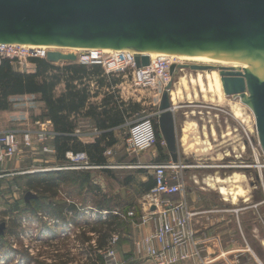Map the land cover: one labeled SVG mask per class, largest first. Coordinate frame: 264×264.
<instances>
[{"label": "water", "instance_id": "1", "mask_svg": "<svg viewBox=\"0 0 264 264\" xmlns=\"http://www.w3.org/2000/svg\"><path fill=\"white\" fill-rule=\"evenodd\" d=\"M0 44L129 51L135 67L142 52L196 60L244 61L243 72L220 68L224 94L249 97L264 153V0H0ZM46 61L74 63L76 55L48 52ZM185 69L206 70L190 65ZM177 71L170 67L171 75ZM170 81L158 105L159 134L178 162ZM36 196L24 195L29 203ZM5 224H0V236Z\"/></svg>", "mask_w": 264, "mask_h": 264}, {"label": "rangeland", "instance_id": "2", "mask_svg": "<svg viewBox=\"0 0 264 264\" xmlns=\"http://www.w3.org/2000/svg\"><path fill=\"white\" fill-rule=\"evenodd\" d=\"M57 51L69 54L66 51L64 52L59 49ZM65 64L66 62H59L54 65L60 66ZM14 67L20 71H34L33 67L29 69L24 67L21 68V66L16 65H14ZM101 68L103 69V67ZM184 74L186 76L188 75V77L195 76L194 71L190 69H183V71L179 69V71L177 70L174 75H171V88L175 87L174 85L177 83L179 77ZM162 91L159 90V87L155 89L147 88L143 90V98H140V104L142 105L141 107L143 112L140 114L138 120L158 110ZM248 97L249 94L246 93V97L244 98L240 96H229L227 98L233 103H238L239 101L241 102V100L246 101ZM198 100L199 101L192 104H188L185 101L183 103H179L176 110L173 108L176 123L177 153L179 156L178 161L186 167V170L181 172L186 182V197L191 209H193V207L200 209L196 210L200 214L195 218L193 226L194 230L196 231V225L198 223L197 218L201 216L203 217L205 225L216 226L218 224V226H223L224 230L222 232H224L225 235L223 242L225 244L229 243L233 247L234 259L236 263L238 262L239 264H243V259L245 264H264V247H262L264 246V153L258 142L253 113L248 106L246 108V106L241 103L246 120V122L242 124L231 116V113L228 112L230 111L228 106L219 105L217 103H214V105L205 103L201 96L198 97ZM142 102L144 103L142 104ZM13 105L14 102H11L10 107L15 108ZM21 107H24V105H21ZM188 121L197 122L199 128L201 129L197 130L196 135L191 136L189 141L190 144H194L197 137L204 141L203 137H201L203 131L209 132L211 128H214L217 136L215 140H211V149H209V146L207 145L204 146L202 142V144L199 143L198 146L194 144L197 149H199V151L196 150V154L190 153L182 146L180 141L181 129ZM154 123L157 125L159 133L158 118L155 119ZM162 142L163 140L161 138L159 140V144L163 148V151L167 153L165 143L163 144ZM122 147L123 146H120L118 155H122V153H119L121 152ZM157 148L158 139L156 137V142L151 147V149L156 150L155 154H157ZM151 149L144 151L138 156L140 157L147 154ZM41 152L42 151L40 150L39 153L41 154ZM44 155L48 156L49 154L43 153V155L39 156L43 159L44 157L47 158V156ZM124 157L127 160V157ZM112 158L115 161L114 154H112ZM146 159L149 161V156L146 157ZM168 161H171V159ZM151 163L158 164L156 162L149 161L147 163H143V165L141 163L136 164L132 168L125 164H117L115 165V168L121 167V169L115 170V172L120 178L121 176L118 172H121L123 177L129 174L130 171L134 174H137L135 171L152 173L151 170L141 167ZM97 169L98 167H96V169H91L90 171L97 172L99 171ZM45 170L47 172L51 171L49 166H47ZM35 171L36 170L34 169L28 172H30L29 174H33ZM234 172H241L245 175L246 180L242 183V186L248 189V200L239 199L235 202L236 205L231 202L225 203L224 201H221L222 197L219 195L217 190H215L217 187L216 185H214V188H211L213 190L206 185L208 182H213L212 184H214L215 178H225L231 176ZM95 178L96 177L93 179ZM127 184L126 187L121 190L122 194L120 196L129 200H136V203H138L137 200L140 197H138L139 194L136 188L137 186L130 183L129 185ZM115 189H118V186L114 184L108 185L106 189L107 197L105 200L98 198V200L103 202L106 210L114 211L115 207L119 208L121 205L113 200V193L115 192ZM87 199L91 198L88 197ZM197 199L204 200L203 204L201 205ZM93 202L96 203L97 200H94ZM94 203H92L91 206L95 209L96 207ZM81 204L83 205L84 203L82 202ZM140 204L142 206V199ZM19 205L22 204L19 203ZM18 207L19 209H16ZM201 207H203V209ZM14 208V210L8 208V203L6 201L3 203L0 202V224H5L4 235L0 237V264H113L109 259H103L104 257L102 258V256L97 253V249L95 248L96 236L93 235L91 229L93 227L98 228V226H100L104 221H111L114 224L113 227L117 231L119 230L120 223L122 222H119L117 219L112 221L111 217H117L119 219L118 216L110 214L107 216L106 220H101L94 211H90L91 216L86 215L87 220H82V218H79V220L72 219V225H67L68 223H66L65 225L63 224L61 227L57 228L54 227L56 226V224H54L56 222H53L50 218L41 214L34 215L36 208L33 204L29 208L18 205ZM3 210L6 213L8 210H11L12 212L9 213L11 216L8 215L6 218L3 217L2 215L5 213L1 212ZM93 212L95 213V216L92 215ZM218 215L224 217V220L221 221V223H218L214 218L218 217ZM126 218L131 224L134 223L135 226L137 225V222H140V216H138L137 213H135V217H133V219H129L127 216ZM87 238H93L94 242H85V239ZM120 238L121 236L118 238L114 247L118 263H131L133 262L132 257L127 260H121L118 258L116 249L119 245ZM136 241L133 243L135 253L133 256L136 259H141V256L137 254L135 248ZM195 241L197 243L196 234ZM90 247H93L94 249L92 257L89 256ZM197 248L200 251L201 259L195 258L180 264H194L195 260L204 259L203 254L206 252L205 248L200 247L199 244H197ZM201 248L204 249V251L201 250Z\"/></svg>", "mask_w": 264, "mask_h": 264}, {"label": "crops", "instance_id": "3", "mask_svg": "<svg viewBox=\"0 0 264 264\" xmlns=\"http://www.w3.org/2000/svg\"><path fill=\"white\" fill-rule=\"evenodd\" d=\"M103 73L104 77L97 75L83 80L82 86L86 88L91 96L83 101V106L77 111L67 113V119L72 123L73 128L71 132L66 134L76 141L74 144L70 142L69 147L85 152H87L88 146L94 144L100 138L106 139L101 143L100 147L103 148L107 143V138L114 139V145L104 149L103 156L105 163L102 166H96L99 171L91 172L89 170L90 177L85 179L83 176H78V171L63 170L61 168L66 164L59 161L54 154L44 155L47 158H41L39 155H43V153L41 152L40 154L39 151L42 145L36 143L32 149L23 148L17 157L0 164V202L3 203L6 201L8 208L11 210H14L16 205L28 208V205L34 199L26 203L24 201V195L27 192L35 195L36 199L42 195L41 190L38 188L39 179L33 178V176L47 173V171H39V169H46L49 166L50 172H63L61 180L57 181V186L51 195L48 196L45 194L52 206H73V212H69V208L64 207V213H66L65 220L54 217L50 218L53 222H56L54 223L56 224L54 227L59 228L66 223H68L67 225H72V219L79 220V218H82V220H87L86 215L91 216L90 211H96L99 214L101 211H108L106 209H99L96 203L100 202L98 198L105 200L107 197V186L114 184L118 186V189H115L113 193V200L121 205L119 208L115 207L114 211L110 210V212L117 213L118 215L116 216L119 219L117 217L115 219L122 222L120 223L119 230L116 231L118 236H121L116 249L118 258L127 260L132 257L133 262L128 264H148L144 260L136 259L133 256L135 255L133 243L145 234L150 233L152 227L135 226L126 218V214L131 209H134L138 216L142 215L143 205L141 206L140 203L148 191L140 189V186L146 183L152 175L145 171H135L137 174L130 171L129 174L123 177L121 175L122 173L118 172L120 173V178L117 176L115 170H119L121 167L115 168V165L125 164L132 168L136 164L141 163L143 165V163L149 161L156 163L163 162L160 160L158 149L157 154H155L156 150L150 148L151 150L147 154L139 157V154L129 152L125 145V138L127 137L130 125L137 121L143 112L142 105L140 104V98H143V90H139L133 86L129 73ZM76 84L78 83L76 82ZM10 101L14 102L13 106L15 108L10 107V110L0 112V131L12 130L23 134L25 131L35 133L43 130L49 137L45 144L54 150L52 143L54 132L51 123L48 120L40 118L44 110V105L39 101V97L36 95L16 96L12 97ZM138 103L140 107L133 108L134 104ZM21 105H24V107H21ZM120 146H123L121 152H119L122 155H118ZM112 154L115 155V161L112 158ZM163 154L169 157L168 152L163 151ZM145 155L146 157L149 156V161ZM124 156L127 157V160ZM34 169L36 170L35 173L29 174L30 172L28 171ZM94 177L96 178L93 179ZM127 177H129L128 184L126 183ZM129 183L137 186L138 197H140L137 200L138 203H136V200H129L120 196L122 194L121 190L126 187V184L129 185ZM29 184L35 187L37 186V188L35 190L30 189L28 188ZM92 187L94 191L91 189ZM88 197L91 199H87ZM92 199L97 200V202L94 203ZM180 199L181 196L173 197V200L178 201ZM185 199L187 200L186 193ZM198 201L202 205L204 200L199 199ZM82 202L84 203L83 205L81 204ZM19 203L22 205H19ZM92 203H94L96 210L91 206ZM201 208L203 209V207ZM16 209H19V207ZM193 209L200 210L196 207H193ZM11 210H8L7 213L4 210L1 211L5 212L2 216L5 218L8 217L9 213L12 212ZM40 214L37 213V215ZM97 216L101 218L100 215ZM214 218L218 223L224 220V217L221 215ZM197 222V244L200 247H204L206 252L203 254L204 259L195 260L194 264H239L235 262L233 247L229 243L225 244L223 242L225 235L222 231L224 227L218 226V224L216 226L205 225L202 216L197 218ZM242 263L245 264L243 259Z\"/></svg>", "mask_w": 264, "mask_h": 264}, {"label": "built area", "instance_id": "4", "mask_svg": "<svg viewBox=\"0 0 264 264\" xmlns=\"http://www.w3.org/2000/svg\"><path fill=\"white\" fill-rule=\"evenodd\" d=\"M48 51L43 48L29 49L22 45L0 44V58L11 60L13 65L24 68H34L30 61L33 59L46 60ZM134 53L129 51H109L97 48L77 52L75 64L84 66L98 65L103 67L106 74L129 73L133 86L139 90L158 88L164 90L170 82L171 63L166 59L151 60L146 67H135ZM163 92V91H162ZM159 110L141 118L129 127L125 145L129 152L141 154L150 149L156 142L155 119ZM44 125V124H43ZM47 134L42 130L35 133L25 131H0V164L6 160L17 157L23 148L32 149L37 143L42 145V153L54 154V150L47 146ZM164 144V141L162 142ZM68 163L63 170H91L95 166L89 164L85 152L66 153ZM151 170L154 186L143 196V213L137 225L151 226L150 233L140 238L135 243L137 254L148 264H180L195 258L201 259L200 251L195 241L194 221L200 214L191 209L185 199L186 182L182 171L186 167L180 162L171 161L158 164L141 166ZM39 171H46L45 169ZM181 196L180 200L173 197ZM101 220H106L115 212L101 211ZM92 215L95 216V213ZM129 219L135 217V210L128 211ZM134 224V223H133ZM118 234H112L107 245L103 249L96 250L103 259H109L113 264H119L114 247L118 241ZM204 251V249L201 248Z\"/></svg>", "mask_w": 264, "mask_h": 264}, {"label": "trees", "instance_id": "5", "mask_svg": "<svg viewBox=\"0 0 264 264\" xmlns=\"http://www.w3.org/2000/svg\"><path fill=\"white\" fill-rule=\"evenodd\" d=\"M34 64V71H20L14 67L11 60L0 58V112L10 110L12 97L24 95H36L39 101L43 103L44 110L40 118L48 120L54 132L53 146L55 157L65 164L68 163L66 153L85 152L69 147L70 142H76L74 138L66 134L71 132L72 123L67 119V113L77 111L83 106V101L90 97V93L83 87V80L92 76H103L104 71L101 66H84L74 63H66L65 65H54L43 59H33L30 61ZM76 82L78 84H76ZM78 85L80 86L78 88ZM130 104V103H129ZM131 105V104H130ZM134 107H140L139 103L134 104ZM118 124V123H117ZM156 137L158 139V152L160 153L161 162L168 161L169 157L163 154V148L159 144L160 134L155 125ZM103 138L98 139L94 144L87 147L89 164L91 166H102L105 163L103 156L106 147L114 145V139L107 138L105 147H100L104 142ZM89 170L78 171V176H83L85 179L90 177ZM63 172H47L33 176L39 179L38 188L41 190L40 197L32 200L28 208L33 204L37 213H41L45 217L58 218L65 220L64 207H68L69 212H73V206H52L48 197L56 188L57 181L61 180ZM127 182L129 177L126 178ZM88 182V181H86ZM154 186L153 177L140 186V189L149 191ZM28 188L36 189L37 186L28 185ZM93 191V187L91 188ZM50 198V197H49ZM99 209H105L103 202L96 203ZM110 211V210H108ZM68 212V211H67ZM36 217V216H35ZM112 221L115 220L111 217ZM111 221H104L100 226L93 227L91 232L95 238V248L103 249L112 234L117 233ZM1 237V236H0ZM93 241V238L85 239V242ZM93 247H90L89 256H93Z\"/></svg>", "mask_w": 264, "mask_h": 264}, {"label": "bare ground", "instance_id": "6", "mask_svg": "<svg viewBox=\"0 0 264 264\" xmlns=\"http://www.w3.org/2000/svg\"><path fill=\"white\" fill-rule=\"evenodd\" d=\"M22 46H25L26 48H29V49L43 48L46 51H50V52L57 51L59 49L61 51H64V52L66 51L67 53H72L75 55H77L76 51L87 50V48H72V47H58V46H44V45L38 46V45L23 44ZM111 51H115V50H111ZM141 55L150 57L151 60L166 59L171 63V66H175V68L178 71L179 69L183 71V69H185L184 68L185 66H190V65L209 67V69H206L203 71L202 70L194 71L195 76L188 77V75L186 76L184 74L181 77H179L178 81L176 80L177 83H175L174 85L175 87L169 90V98H170V102L174 110H176L179 103H183L186 101L188 104H192L194 102L199 101L198 97L201 96V98L203 99L205 103H209L212 105H214V103H217L219 105L228 106L230 110L228 112L231 113V116L236 121L241 122L242 124L246 122L243 109H242L243 107L242 104L245 105L246 108H247V105L243 102L244 100L243 101L241 100V102L239 101L238 103H233L231 102V100H228L227 96L224 94L221 77L219 74L220 68H233L235 70H239L240 72H243V67L245 63L244 61L196 60V59H191V58H186V57H170L168 54H153L150 52H142ZM198 129H200L199 125L195 121L186 122L185 125L181 129V137H180L181 144L190 153L197 154L196 150L199 151V149H197L195 145L198 146L199 143L201 142L204 144V146L207 145L209 146V149H211L212 148L211 140H215L217 136L214 128H211L209 132L203 131V134L201 137H203L204 141L197 137V140L194 143L195 145L190 144L189 141H190L191 136L196 135V132ZM245 180H246V177L244 174H242L241 172L240 173L234 172L231 176H228L225 178H215L214 184H212L213 182L212 183L208 182L206 183V185L210 189L214 188V185H216L217 187L215 190H217L219 195L222 197L221 201H224L225 203L231 202L232 204L236 205L235 202H237L239 199L248 200L247 199L248 189L242 186L243 185L242 183L245 182Z\"/></svg>", "mask_w": 264, "mask_h": 264}]
</instances>
